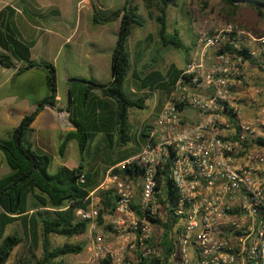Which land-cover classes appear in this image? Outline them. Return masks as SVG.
<instances>
[{
	"label": "built area",
	"instance_id": "1",
	"mask_svg": "<svg viewBox=\"0 0 264 264\" xmlns=\"http://www.w3.org/2000/svg\"><path fill=\"white\" fill-rule=\"evenodd\" d=\"M78 7L88 9L87 0ZM249 39L264 46V37L232 25L200 34L147 126L140 152L117 166L137 164L142 174L112 169L90 193V208L77 211L78 219L90 222L83 264L160 257L152 243L161 228L150 218L171 224L169 264H264V106H256V96L245 88L247 62L224 51L229 45L252 54ZM79 180L84 183V175ZM167 182L177 201L170 200ZM104 188L117 199L107 233L100 235L96 193Z\"/></svg>",
	"mask_w": 264,
	"mask_h": 264
},
{
	"label": "trees",
	"instance_id": "2",
	"mask_svg": "<svg viewBox=\"0 0 264 264\" xmlns=\"http://www.w3.org/2000/svg\"><path fill=\"white\" fill-rule=\"evenodd\" d=\"M135 0H126L122 9L103 13V10L94 6L93 21L95 24H110L119 21L120 29L112 55V81L109 84H102L95 81H84L89 88L100 89L105 97L113 99L117 104L115 131L108 133L106 139L109 145L113 144L114 134L118 136L117 145L125 146L132 141L131 124L129 112L132 108L143 109L146 97H130L125 91V84L132 69L131 53L128 47L129 39L135 27H143L144 22L139 17L138 6ZM180 0H144L145 8L153 16L156 10L158 15L155 21L158 26L157 35L163 47L183 49V44L177 34L168 33V11L176 6ZM187 1V0H184ZM232 9H238V5H247L264 15V0H222ZM108 12V11H107ZM142 45V44H141ZM188 50V49H187ZM224 51L231 52L236 58L248 62L263 70L259 59L252 56L249 50L242 47L241 50H234L229 45ZM136 59H138L136 57ZM138 61V60H137ZM18 63H24L25 67L20 68L22 73L32 68H44L47 70V85L49 95L39 103L37 109L29 116H26L19 127L11 133L9 139H0V151L4 154L6 163L11 173L0 179V264H28L23 260L10 262L13 251L23 239L17 234L4 236L6 228L20 221L25 228L26 236H36L41 231L43 254L37 264H65L63 258L68 255H77L84 251V244H66L63 247L54 248L49 237L57 235L66 238H74L85 235L90 222L82 221L77 217V211L88 210L92 204L90 193L97 188L96 177L86 172L85 157L90 140L94 137L88 131L77 128L65 136L59 147V155L64 157L68 143L76 140L79 146L80 162L75 169L62 166L51 175L49 168L52 163L51 156L38 154L32 149L29 137L33 132L32 125L46 106L56 107L58 95L57 71L53 64L37 63L31 61V47L23 42L17 32L10 24L7 11L0 14V66L11 69ZM179 70L171 66L167 74L159 71H151L143 78L138 73L135 77L139 80L142 89H164L167 93L177 76ZM147 127L143 130L145 135ZM113 165L119 162L113 161ZM143 169L137 165H129L124 170L114 167L112 174L128 175L131 177L142 174ZM84 175L85 182L79 178ZM169 198L172 202L177 201L174 187L167 182ZM99 199L100 216L99 226H104V216L112 215L116 205V196L113 190H99L96 193ZM158 227L163 230L160 240L153 242V247L159 248L161 256L158 258H142L137 254L136 264H169L170 257L174 251V233L171 224L161 219H152ZM108 229V228H107ZM127 263L135 264L131 261Z\"/></svg>",
	"mask_w": 264,
	"mask_h": 264
},
{
	"label": "rangeland",
	"instance_id": "3",
	"mask_svg": "<svg viewBox=\"0 0 264 264\" xmlns=\"http://www.w3.org/2000/svg\"><path fill=\"white\" fill-rule=\"evenodd\" d=\"M73 1L57 0V2L53 3L61 7V3L69 2L73 11V21L78 19V17L81 20L77 24V32L74 34L71 46H77L78 51L84 53L90 47L88 31L85 33L84 28L86 26H94V6L103 10V13H109L122 9L126 0H87L88 9H83L82 11L79 10V7ZM48 3L42 2L41 9L37 7L41 14L46 15L50 11L46 7ZM134 4L138 6L139 17L144 22V25L143 27H135L129 39L128 47L131 53L132 69L125 84V91L132 98L146 97V103L143 109H130L129 122L131 124L132 141L127 145L118 146V136L115 134L112 145H109L104 134H96L90 140L87 156L85 157V166L90 172H97L98 187L106 180L107 172L111 167V161H117L124 155L135 153V151L137 152L140 147L139 138L141 131L153 123L159 108L166 101V90L156 89L150 91L148 88L142 89L139 80L135 77L136 73H138L139 77L143 78L147 73L154 70L161 72L165 76L172 65L179 71L184 69L189 61L194 45L202 32L213 33L215 31L225 30L229 25H232L244 29L256 39L264 37V15L260 16L257 11L247 5H238V9L235 10L223 3L222 0H180L176 6L171 7L168 11V33L170 35L177 34L183 44V49H174L170 46L163 47L157 35L158 26L155 17L158 15V12L154 10L153 16L151 17L149 11L145 8L144 0H135ZM42 20L46 21L47 19L44 18ZM105 28L98 29L94 35L95 39L99 37L102 39L105 35L107 48H109L116 40L119 25L114 22L108 24ZM247 41L251 43V55L259 59V62L262 63L263 70L247 62V83L245 88L256 96V106H264V46H259L250 39ZM60 43L61 41H59ZM72 47H66V51H69ZM1 68L0 66V72L2 70ZM62 73H65V66L60 65V74ZM60 160L59 157L53 160L48 171L49 174L53 175L58 171ZM67 161L73 163L80 162V156H78L76 146L70 147ZM10 173L11 170L5 162L3 153L0 151V179ZM103 190L107 189L104 188ZM108 223L109 216L106 215L104 216V226L99 228L97 234L103 235L107 233L108 229L106 226ZM14 234L20 236L23 242L13 251L10 262L23 260L28 264H37L43 254L41 231H38L36 236H26L24 225L18 221L6 228L4 236ZM161 236V229H157L154 236L155 239L160 240ZM49 239L54 248L63 247L66 244L85 245L84 251L80 254L65 256L63 258L65 264H83L89 257L87 249L91 243L87 240L86 236L66 238L51 235Z\"/></svg>",
	"mask_w": 264,
	"mask_h": 264
},
{
	"label": "crops",
	"instance_id": "4",
	"mask_svg": "<svg viewBox=\"0 0 264 264\" xmlns=\"http://www.w3.org/2000/svg\"><path fill=\"white\" fill-rule=\"evenodd\" d=\"M80 1L83 0H74L73 3L78 6ZM42 2H49L46 7L50 11L46 15L38 10L41 9ZM53 2L57 0H0V14L7 11L10 24L19 38L30 45L31 61L53 64L57 71L56 107L46 106L33 123V132L29 137L32 149L38 154L51 156L52 162L59 157L60 167L75 169L79 163L69 162L67 157L70 147L74 146L77 147L80 156L76 140L68 143L64 157L59 155L60 144L67 134L76 131L78 127L94 136L96 134L106 136L115 131L116 102L105 97L100 89L89 88L84 81L102 84H109L112 81V55L120 22H115L119 28L116 40L109 48L105 35L102 39L101 37L95 39L94 35L98 29H106L108 24H95L93 21L94 26H86L84 29L85 33L88 31L90 47L87 52L81 53L77 46H71L77 32V24L81 20L78 17L73 21V11L69 2L61 3V7ZM44 18L47 20L43 21ZM68 46L72 48L66 51ZM60 65L65 66V73L60 74ZM24 67V63H18L15 68H1L0 139H9L13 130L19 127L23 119L31 115L39 103L49 95L47 70L32 68L18 73V70ZM142 132L137 152L122 156L116 161L119 162L117 165H113L111 161L107 174L140 152L145 142V135ZM86 172L92 173L96 177L95 184H98L97 172H90L87 168ZM98 188L97 186L96 189Z\"/></svg>",
	"mask_w": 264,
	"mask_h": 264
}]
</instances>
